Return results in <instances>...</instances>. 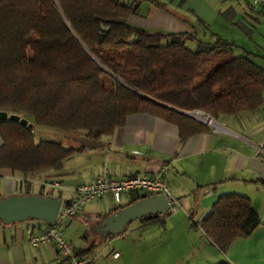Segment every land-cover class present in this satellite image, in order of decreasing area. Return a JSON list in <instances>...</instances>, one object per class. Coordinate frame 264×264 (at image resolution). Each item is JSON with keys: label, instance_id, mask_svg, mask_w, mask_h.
I'll use <instances>...</instances> for the list:
<instances>
[{"label": "trees", "instance_id": "trees-1", "mask_svg": "<svg viewBox=\"0 0 264 264\" xmlns=\"http://www.w3.org/2000/svg\"><path fill=\"white\" fill-rule=\"evenodd\" d=\"M137 5L122 0H0V111L98 142L123 126L128 115L146 113L176 125L183 142L210 128L182 112L216 121L261 107L264 66L256 56L235 55L231 43L214 35L208 41L195 33L129 24ZM188 41L196 44L194 50ZM0 139V169L27 185L40 173L60 170L84 149L36 140L32 128L9 120L0 121ZM52 182L41 180L40 186ZM25 191L29 194V186ZM131 194L130 203L147 196ZM259 225L250 200L238 193L220 194L199 222L221 252ZM88 237L86 230L82 239ZM93 247L85 244L75 254L89 256Z\"/></svg>", "mask_w": 264, "mask_h": 264}, {"label": "crops", "instance_id": "crops-1", "mask_svg": "<svg viewBox=\"0 0 264 264\" xmlns=\"http://www.w3.org/2000/svg\"><path fill=\"white\" fill-rule=\"evenodd\" d=\"M122 1L129 3L131 0ZM156 1L161 6L151 0L138 2L137 14L131 15L127 22L149 31L195 34L197 24L202 28V34H196L199 38L206 40L204 37L208 36L210 41L216 36L231 43L235 55L256 56L264 62V52L257 47L252 49V37L264 24V10L252 9L250 0ZM213 26H216V32ZM238 41L250 42L251 47L239 45ZM216 123L218 131L210 128L181 142L176 125L146 113L128 115L123 126L100 141L104 144L102 148H84L64 161L60 170L46 171L34 177L57 182L58 188L71 192L75 185L89 182L102 173L112 178L130 174L151 175L164 164L167 167L164 179L177 201L175 212L159 215L153 220L136 219L132 221L136 226L127 229V225L125 233L103 238L101 231L97 230L98 223L113 213V209L131 204L132 192L122 195L119 203L106 195L95 201L96 210H92L94 207L86 210L83 208L85 204L79 209L78 215L90 221V228H87L89 237L88 241L82 239L77 246L73 244L74 247L78 249L85 244L98 246L105 239L112 242L118 236L128 238L133 247L148 240L143 246L149 253L163 249L164 253L172 256V251L180 250L181 255L171 264H215L219 261L264 264V109L259 107L253 112L221 115ZM22 185L9 170L0 169V198L24 194L26 191ZM39 193L57 196L61 199V207L64 205L62 193L40 192L29 187V194ZM224 193L246 196L260 219V225L250 236L237 238L221 252L208 240L199 222L217 197ZM72 196L70 194L66 200ZM161 223L169 235L158 244V241L151 240V236L154 226ZM131 232H134L132 236ZM174 233L178 234L176 238ZM28 235L27 222L0 223V264H66L53 245L32 246L28 243ZM93 251L94 248L88 253L93 259L92 264ZM130 251L123 248L116 258L112 257L109 263L104 261V264L156 262L153 258H157L155 253H150L149 262L142 263Z\"/></svg>", "mask_w": 264, "mask_h": 264}, {"label": "built area", "instance_id": "built-area-1", "mask_svg": "<svg viewBox=\"0 0 264 264\" xmlns=\"http://www.w3.org/2000/svg\"><path fill=\"white\" fill-rule=\"evenodd\" d=\"M249 6L254 10H264V0H250ZM261 108L264 109V95L261 98ZM203 117V120L196 118V115ZM191 116L201 121L206 126H213L211 129L218 131V124L208 116H204L198 112H191ZM216 124V126L214 124ZM167 167L162 164L151 174H130L121 178H112L106 173L97 175L89 182L79 183L71 188L72 197L68 200L66 206L60 207L57 217L53 223L47 224L41 221L28 220V243L32 246L43 244L53 245L58 251L60 257L66 264H92L93 259L90 256H76L74 245L64 238L58 225L66 217L77 216L79 209L86 203L97 201L102 197L109 195L119 203L122 195L131 192L145 193L150 195H163L169 203L168 212L177 210V201L171 194L170 187L165 181ZM51 187H59V183L52 182ZM117 251H113L111 257L116 258Z\"/></svg>", "mask_w": 264, "mask_h": 264}, {"label": "water", "instance_id": "water-1", "mask_svg": "<svg viewBox=\"0 0 264 264\" xmlns=\"http://www.w3.org/2000/svg\"><path fill=\"white\" fill-rule=\"evenodd\" d=\"M141 2L143 0H131ZM190 117L191 113L182 112ZM15 121L32 128L27 119L15 113L0 111V121ZM84 148H102L104 144L92 141L85 137H73ZM169 203L163 195H150L126 205L103 218L98 223L97 230L103 237L106 235H118L124 232L132 221L148 215H162L168 212ZM61 207V199L52 195L40 194H11L0 198V223L9 225L22 223L28 220L41 221L47 224L53 223Z\"/></svg>", "mask_w": 264, "mask_h": 264}, {"label": "rangeland", "instance_id": "rangeland-1", "mask_svg": "<svg viewBox=\"0 0 264 264\" xmlns=\"http://www.w3.org/2000/svg\"><path fill=\"white\" fill-rule=\"evenodd\" d=\"M213 30L216 32V26H213ZM194 31L198 35L202 34L201 33L202 32L201 26H198L196 24ZM204 38L206 40H209L208 36H206ZM245 39H247V38H245ZM252 40H253L252 49H255L257 47L259 49V51L264 52V24H262L258 27V33L252 37ZM237 44L242 45V46L245 45V46L251 47L250 42L245 43L242 41L241 42L238 41ZM195 45L196 44L194 42L188 41L186 43V46L191 50L195 49ZM259 64L261 66H264V62L260 61ZM192 119L201 123V121L196 120L193 117H192ZM28 122L32 124V130L34 133V138L36 140H39V139L51 140L54 142H58V143L62 144L63 146H66V147L80 146V144L77 143L73 139V137L67 136L65 133H63L59 129L35 126L31 119ZM212 127L213 126H210L209 128H212ZM57 178H58V176H57ZM39 180H41L40 177H39ZM39 180L37 178L36 179L34 178L28 185L23 182L22 186H23V188H26L29 186L31 190L40 191V192L43 190L51 192V193H59L60 192V193H62V202L65 201L66 198H68L70 196V194H72L69 190L64 189L63 187H61V188L51 187L50 185H45L44 187H41ZM95 205H96V202L93 201V202L86 203L83 208L88 210V208L94 207L92 210H96ZM177 209H178V207H177ZM169 213H173V212H167L166 215H168ZM163 215H165V214H163ZM194 219H196V217H194ZM87 220H88V218H85L80 214L78 215L77 218L66 217L58 225V227H59L60 231L62 232L64 238L70 239L72 244L77 246L80 243H82L81 236L83 235V233L87 230V228H90V226H89L90 221H87ZM132 225L136 226V223L133 224V222H132L131 224H129L127 226V229H129V227ZM154 227H155V230L152 231L153 236H151V240H156V241H158V244H159V242L163 239H166V237L169 234L164 231V227H163L162 223L160 225H155ZM140 231H143V230H140ZM131 233H132L131 234V236H132L134 232H131ZM144 234L148 235L147 231L146 232L144 231ZM176 236H178V234L176 235L174 233L173 237L176 238ZM117 237L118 236H116V238L112 242H110V241L108 242V239H105L98 246L93 247L94 251H93L92 256L94 257V264H99V263L104 264L105 263L104 261H107V263H109L108 261H109V259H112L111 254H112L114 249H116L115 251L118 250L119 252L122 251L123 248H126V250L131 249V251H130L131 255H134V257L137 258V261L142 262V263L149 262L151 255L155 253L157 256V258L155 256L153 257L155 259L154 262L156 261L155 264H171L172 261H175V259L179 255H181V253H182L180 250H174L171 253L172 256H170V255L168 256L166 254V252L164 253L163 249L162 250L157 249V250H155V252L151 251L150 252L151 255H150L149 251L145 250L146 248L143 246V244H146L148 242V240H146V242L141 241V243L139 242V244H135L133 247V244L131 243V241L128 238L121 239V238H117ZM110 239H112V238H110ZM136 245H138V246H136ZM165 255H167V257Z\"/></svg>", "mask_w": 264, "mask_h": 264}, {"label": "bare ground", "instance_id": "bare-ground-1", "mask_svg": "<svg viewBox=\"0 0 264 264\" xmlns=\"http://www.w3.org/2000/svg\"><path fill=\"white\" fill-rule=\"evenodd\" d=\"M199 117V118H198ZM196 118H198L199 120H203V117H201L200 115H196ZM211 124H214L213 122ZM216 126V124H214Z\"/></svg>", "mask_w": 264, "mask_h": 264}]
</instances>
